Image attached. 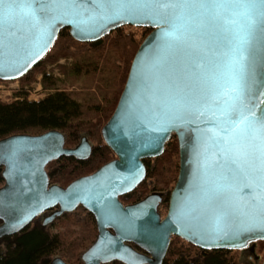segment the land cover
Here are the masks:
<instances>
[{
	"label": "water",
	"instance_id": "95a60500",
	"mask_svg": "<svg viewBox=\"0 0 264 264\" xmlns=\"http://www.w3.org/2000/svg\"><path fill=\"white\" fill-rule=\"evenodd\" d=\"M92 8L93 5L85 0L79 15L18 24L13 31L22 38L25 47L19 55L9 58L15 62L0 71V81L14 82L27 76L50 52L63 29H68L75 41L86 44L100 41L124 27L151 29L133 59L117 107L101 130L102 139L115 159L64 188L50 184L47 167L61 158L88 160L93 152L88 138L83 137L75 148L66 147V138L59 131L36 136L15 135L1 140L0 170L4 185L0 187V240L20 234L40 219L43 220L42 226L47 228L64 215L83 208L93 216L98 234L81 255L82 264H164L175 237L201 251H251L255 243L264 242V235L254 232L233 236L238 221L219 233L208 227L206 238L201 239L203 221L214 214L213 190L216 185L224 183L214 175L215 166L208 167L220 159L214 155L215 149H209L203 131L212 125L203 116H189L164 125L167 131H163L161 124L146 111L141 99L143 84L149 79L148 68L160 54L161 29L167 25L144 19L135 22L120 20L108 23L95 33L80 31L71 21L87 17ZM45 25L48 31L42 32ZM140 57L144 60L138 66ZM262 85L264 69L258 68L257 84L252 92ZM249 100L259 105L254 109L257 114L264 109V103H260L264 96L249 94ZM208 119H211L210 114ZM173 136L179 145V174L170 193L165 217L160 212L165 198L163 193H153L125 206L121 199L133 193L147 178L144 161L161 157ZM247 180L244 175L234 178L240 189L236 195L242 198L240 202L245 211L251 207L245 203L249 201L251 191L244 186ZM194 208L199 214L191 211ZM181 211L185 213L183 216ZM236 215L245 219L239 212ZM50 264L67 263L57 257Z\"/></svg>",
	"mask_w": 264,
	"mask_h": 264
},
{
	"label": "snow or ice",
	"instance_id": "6c2138e0",
	"mask_svg": "<svg viewBox=\"0 0 264 264\" xmlns=\"http://www.w3.org/2000/svg\"><path fill=\"white\" fill-rule=\"evenodd\" d=\"M87 2L93 5L87 17L71 21L80 31L95 33L120 20L167 25L161 29L160 54L148 68L141 99L163 131H167L164 125L189 116H203L212 125L203 131L209 149H215L220 159L208 167L214 165V175L224 183L213 190L214 214L203 221L201 239L206 238L208 227L219 233L237 221L233 236L243 232L264 235V109L257 114L254 109L259 105L249 100V94L264 96V85L252 92L257 69H264V0ZM84 3L0 0V71L14 63L9 58L25 47L13 31L18 24L79 15ZM41 31L47 32L48 26ZM143 60L138 58L137 65ZM239 175L248 178L244 186L251 189L247 211L236 195L240 189L234 178ZM191 211L199 214L198 209ZM237 212L245 219H239Z\"/></svg>",
	"mask_w": 264,
	"mask_h": 264
},
{
	"label": "trees",
	"instance_id": "16d2710c",
	"mask_svg": "<svg viewBox=\"0 0 264 264\" xmlns=\"http://www.w3.org/2000/svg\"><path fill=\"white\" fill-rule=\"evenodd\" d=\"M146 31L151 33L152 30L146 29ZM113 34L117 37L110 43L111 49L121 54L131 49L129 59L132 61L140 46L133 35H124L121 30ZM109 36L92 44L79 43L72 39L68 29H63L52 47V49L58 48L56 53H48L27 76L19 81L26 82L31 74L39 70L49 59L53 58L55 61L57 57L71 56L68 51L70 45L89 46V52L96 53L104 46ZM77 70V72L81 71ZM49 79L51 78L47 75L44 76V85L55 92L42 101L32 102L27 97H19L20 99L11 104L0 101V141L15 135L36 136L49 131L61 132L66 138L67 148L76 147L84 136L90 143L94 140L96 143L88 160L61 158L47 167L50 184L65 188L75 180L93 174L115 159V155L101 138V130L113 115L123 91L111 98L105 97L103 106L101 102H83L71 92L60 91L55 81ZM144 163L147 168L146 180L133 193L126 195L124 201H127V204H135L143 200V194L148 191L146 189L148 181L154 180L157 185L153 190L165 195L164 203L168 206L170 193L179 174L177 138L172 137L161 157L145 160ZM3 185L4 180L0 170V187ZM78 211L87 213V218L81 220L76 217ZM76 212L64 215L47 228L42 225L31 226L20 234L0 240V264H50L57 256L62 257L67 264H82L81 254L94 243L98 231L91 214L83 208H79ZM57 223L65 224L63 232H52L51 229ZM78 226L81 228L79 232L72 230L73 227ZM180 243L184 242L176 237L172 239L164 264H195L191 259L192 250L200 252L202 260L200 264H236L229 257L231 251H201L190 244L186 248L180 247Z\"/></svg>",
	"mask_w": 264,
	"mask_h": 264
},
{
	"label": "rangeland",
	"instance_id": "374dc122",
	"mask_svg": "<svg viewBox=\"0 0 264 264\" xmlns=\"http://www.w3.org/2000/svg\"><path fill=\"white\" fill-rule=\"evenodd\" d=\"M119 30H121L124 35H133V38L139 45H141L144 39L150 34L149 31H146L144 28L124 27ZM116 37L117 36L112 33L104 46L96 53L89 52V46L70 45L68 51L71 53V56L57 57L55 61L53 58L45 61L42 67L32 73L26 82L1 81L0 101L11 104L20 99L19 97H27V99L32 102L42 101L48 95L55 92L47 89L44 85L43 78L47 75L51 78L49 79L50 81H55L60 91L71 92L83 102H101L104 106L105 97L111 98L113 95L115 96L124 90L134 59L133 58L132 61L129 59L131 56L129 55L131 49L127 50L124 54L111 49L110 43ZM57 49L58 48L51 49V54L56 53ZM99 57L102 58L98 59ZM77 69L81 71L79 70L80 72H77ZM95 69L97 70L95 71ZM95 143L94 140L91 141L92 145H95ZM156 185V181L149 180L146 187L148 191L146 194H143L142 199L153 193H157V191L153 190ZM126 202L127 201H125V204ZM167 210L168 206L163 203L160 208L162 217H165ZM78 212V216H74L81 220L87 218V213ZM42 222L43 220H38L33 226H41ZM64 229L65 224L57 223L51 230L53 233H61ZM80 229V226L72 228V230L76 232H79ZM187 245L188 243L186 242L180 243V247L183 248H186ZM200 255V252L192 250V262L200 264L202 261ZM229 257L233 259L236 264H263L264 242L255 243L251 251H232Z\"/></svg>",
	"mask_w": 264,
	"mask_h": 264
},
{
	"label": "flooded vegetation",
	"instance_id": "af4514ba",
	"mask_svg": "<svg viewBox=\"0 0 264 264\" xmlns=\"http://www.w3.org/2000/svg\"><path fill=\"white\" fill-rule=\"evenodd\" d=\"M124 200H125V197H123V198L121 199L122 203H123L125 206H126V205H131V204H127V203L125 204V201H124ZM132 204H134V203H132ZM40 220H42V219H40Z\"/></svg>",
	"mask_w": 264,
	"mask_h": 264
}]
</instances>
